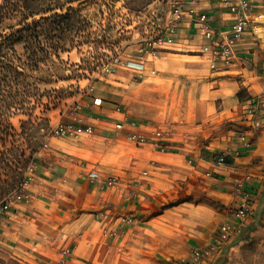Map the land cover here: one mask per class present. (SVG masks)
<instances>
[{
	"label": "crops",
	"instance_id": "0c3cea01",
	"mask_svg": "<svg viewBox=\"0 0 264 264\" xmlns=\"http://www.w3.org/2000/svg\"><path fill=\"white\" fill-rule=\"evenodd\" d=\"M181 1L198 14H206L217 32L227 31L235 20V15L223 7L222 0ZM254 2L252 28L237 49L246 59L244 67L211 68L209 61L199 53L205 41L195 22L196 16L187 18L178 30L177 42L161 49L157 58L161 56L162 61L170 56L201 58L203 64H193V77L199 78L202 88L206 85L215 98L218 95L232 98L240 89L248 95L257 93L264 76L261 53L264 50V0ZM254 60H261L263 66L256 63L254 66ZM153 61L152 71L155 72L158 65ZM226 81L233 86L218 87ZM226 112L232 111L227 109ZM207 116L208 110L203 109L197 119ZM81 118L85 125L94 127L95 134L52 140L51 154L39 162L29 186L31 200L16 204L9 216L0 218V247L23 252L33 250L39 264L58 259L65 249L70 250L68 264H144V260L152 264H172L175 259L188 256L193 248L212 243L219 224L234 202L233 189L238 182L244 181L258 189L261 197L264 193V129L252 128L243 122L260 136L255 138L251 132L239 130L248 135L252 145L239 157H227L223 165L216 161L217 156L237 145L236 133L226 135L221 147L209 146L206 151L195 149L188 142V130L170 123L173 114L167 112L161 115V125L139 121L138 129L151 135L155 130L167 131L168 150L162 152L151 141L145 143L146 147H139V153L134 155L133 166L138 164L139 167L117 173L102 166L97 156L101 149L103 151V145L118 147L122 136L128 135L116 130L122 115L108 110L102 113L94 106ZM94 169L104 175L118 176L120 186L102 188L100 183L90 182L88 173ZM202 182L207 183L204 190L214 194L212 202L189 198L191 194L202 193ZM261 202L262 199L258 210ZM49 225L56 226L59 234L70 236L71 242L61 246L55 239L43 240L41 230ZM240 237L213 264L221 258H231Z\"/></svg>",
	"mask_w": 264,
	"mask_h": 264
},
{
	"label": "rangeland",
	"instance_id": "374dc122",
	"mask_svg": "<svg viewBox=\"0 0 264 264\" xmlns=\"http://www.w3.org/2000/svg\"><path fill=\"white\" fill-rule=\"evenodd\" d=\"M72 5L80 11L81 17L71 20V30L56 31L50 40L61 47L60 50L69 51L61 52L60 58L56 52L44 53L45 58L29 77H0V151H3L0 205L25 181L33 161L38 168L39 162L49 157L52 140L58 137L53 132L55 127L75 118L79 121L81 115L94 106L102 113L107 110L117 113L115 108L120 105L138 121L158 125L162 122L161 115L173 114L170 123L188 130L190 147L205 151L209 146L221 147L226 135L239 130L251 132L255 138L260 136L243 124L242 109L248 97L243 89L232 98L219 95L215 98L206 85L202 88L199 78L193 77L194 65L203 64L201 58L170 56L163 60L165 65L162 66L161 56L149 55L142 74L124 65L140 60L146 42L155 37L160 19L171 7V0H76ZM8 23L14 27L18 22ZM47 39L43 37L44 41ZM14 47L24 60L25 45L17 43ZM261 53L264 60L263 49ZM153 60L158 65L155 72L152 71ZM254 61V66V63L263 66L261 60ZM228 82L218 87L233 86ZM97 96L103 99L100 106L93 104ZM13 98L15 103L9 107L7 103ZM203 109L208 110V116L197 119ZM227 109L232 112H226ZM119 144L118 147L102 144L103 151L101 149L97 156L102 166L117 173L138 165L133 166L134 155L139 153V147H146L128 135H123ZM205 184L202 182V193L191 194L189 198L212 202L215 196L204 190ZM35 228L39 232L38 227ZM41 231L43 240L55 239L57 245H66L72 239L59 234L53 225ZM236 243L238 246L232 250L231 258H222V264H264V193L254 221ZM25 252L1 246L0 264H39L35 251Z\"/></svg>",
	"mask_w": 264,
	"mask_h": 264
},
{
	"label": "built area",
	"instance_id": "2783aa9c",
	"mask_svg": "<svg viewBox=\"0 0 264 264\" xmlns=\"http://www.w3.org/2000/svg\"><path fill=\"white\" fill-rule=\"evenodd\" d=\"M222 4L227 11L235 15V20L227 31L217 32L211 26L206 14H198L193 7H185L181 0H171V7L161 18L155 37L146 42L140 60L128 61L124 65L128 69L142 74L145 62L148 61V56L158 57L161 49H166L167 46L175 44L178 40L179 28L185 23L187 18L191 19L196 16L195 22L198 24L202 39L205 41L201 44L199 53L209 61L211 68L215 70L219 68L231 70L237 67H244L246 59L237 49L244 35L252 28L255 2L254 0H222ZM102 103L103 99L101 97L97 96L93 100L94 105L100 106ZM263 106L264 76L262 77L260 90L254 94L249 93L243 104V122L252 128L264 129ZM115 110L122 115L121 121L116 124L118 132L127 133L131 139L140 145L151 141L162 152L168 150L167 137L169 133L167 131L155 130L152 135L140 131L138 129L140 122L137 119L125 112L120 105H117ZM75 120L58 124L53 131L55 136L77 138L81 135H92L94 133L95 130L92 125L80 123L82 119L79 121ZM236 134L237 145L219 153L216 159L219 164H226V159L229 156H241L244 150L252 145L253 141L244 131L238 132V135ZM28 170V177L20 184L14 195L0 205V217L10 215L16 204L31 200L29 186L35 178L36 161L30 164ZM88 179L90 182L100 183L102 188H116L121 184V179L118 176L104 175L97 169L88 173ZM233 197L234 202L230 207L229 213L219 224L212 243L204 247L193 248L188 256L175 259L172 264H213L225 254L226 249L232 245L235 239L244 235L256 217L260 200L262 199L261 193L258 189L252 188L242 181L235 185ZM69 253L70 250L65 249L58 259L47 264H68Z\"/></svg>",
	"mask_w": 264,
	"mask_h": 264
},
{
	"label": "trees",
	"instance_id": "16d2710c",
	"mask_svg": "<svg viewBox=\"0 0 264 264\" xmlns=\"http://www.w3.org/2000/svg\"><path fill=\"white\" fill-rule=\"evenodd\" d=\"M76 0H0V77H29L43 60L44 53L69 51L52 40L56 31L65 33L73 28L71 20L81 17L72 3ZM32 4H35L34 7ZM18 14L16 12H19ZM26 12V13H24ZM18 22L13 27L8 21ZM9 28L14 30L8 33ZM47 37V41L43 40ZM48 42V43H46ZM23 43L26 58L16 54L15 44ZM43 52L42 56L40 53ZM29 73V74H28ZM14 98L7 104L12 107ZM3 151H0L2 156ZM221 258L217 264H222Z\"/></svg>",
	"mask_w": 264,
	"mask_h": 264
}]
</instances>
